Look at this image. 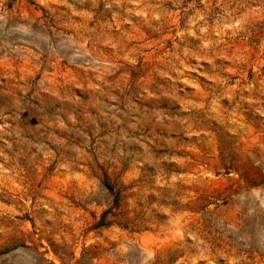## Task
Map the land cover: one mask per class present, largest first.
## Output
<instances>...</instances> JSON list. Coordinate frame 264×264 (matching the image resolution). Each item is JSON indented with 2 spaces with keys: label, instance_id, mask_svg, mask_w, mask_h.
I'll use <instances>...</instances> for the list:
<instances>
[{
  "label": "rangeland",
  "instance_id": "rangeland-1",
  "mask_svg": "<svg viewBox=\"0 0 264 264\" xmlns=\"http://www.w3.org/2000/svg\"><path fill=\"white\" fill-rule=\"evenodd\" d=\"M67 2L71 8L54 3L50 5L54 11L49 12L36 0H0V16L11 18L0 29V39H13L15 34L7 31L9 25L14 19L30 16L33 12L50 28L71 23L72 30L86 31L92 37L95 52L105 68L117 61L130 70L123 91L127 107L113 101L98 115L86 112L83 118L65 119L58 115L51 119L49 116L59 105L48 102L41 105L33 101L36 108L25 106L24 110H19L11 97L5 95L8 89L0 87V127L6 126L0 131V150L4 152L0 155V163H4V157L8 156L5 165L8 167L13 163L14 154L20 153L15 163L24 168L25 174H28L27 160L36 161L38 165L43 163V168L38 166L37 170L41 172V181L47 180L50 184L71 179L91 187L107 181L112 191L106 189L104 195L109 197L113 206V216L116 211H123L124 215L117 222L109 221L111 230L103 245L93 247L90 240H85L83 246L73 249L71 255L77 259L83 257L85 248H88L92 250L90 254L95 264H119L113 252L125 246L127 241H135L140 251L149 257L155 258L158 252H165L172 264H181V258L186 254L194 259V249H188L187 253L182 249H170L172 241L168 236L176 234L172 230L179 229L190 215L197 214L182 202L181 191L190 188L197 170L204 169L211 159L210 153L215 151L216 158H219L218 142L210 141L209 136L217 120L223 127L228 118L209 100V105L216 109L213 115L217 120L202 119V113L188 105L191 93L196 91L191 83L185 84L183 79L175 81V72L170 73L172 81L154 76L152 69L154 66L163 67L162 59H172L173 53L191 50L198 57L199 46L208 41L206 33L200 32L197 25L204 27L207 21L217 43L212 45L206 58L189 61L190 65L198 63L199 67L195 72H188L187 76L201 89H206L213 85L208 76L215 73L225 88L239 93L235 99L238 100L239 95L246 97L242 102V114L246 121H250L248 134L251 135L256 127L252 116L260 118L259 113L254 112L259 106L255 102H264L260 91L264 85V0ZM197 14L204 19L189 25L188 20ZM233 24H236L235 28ZM189 27L196 36L188 35L186 31L183 36L176 35ZM125 54L127 61L120 59ZM212 55H215L214 59ZM133 60L134 64L129 63ZM172 83L178 89L175 98L154 102L149 96L143 103H136V95L142 92L147 95L157 85L168 87ZM120 91L119 88L113 89V96ZM229 102L230 98L225 96L218 103L221 107H228ZM233 134L238 139L245 136L240 128ZM101 141L106 142L105 158L111 161L106 174L98 167L93 173L83 161L79 171L69 167L77 156L83 155L90 160L88 149L100 145ZM100 150H104L103 147ZM218 174L209 172L207 176ZM0 179H3L2 173ZM12 182L9 181L10 186ZM52 195L58 196V193ZM89 215L94 217L96 213L90 212ZM13 216L15 221H26L29 230H34L35 224L26 212L22 213L10 197H0V224L12 225ZM24 243L27 246L30 241ZM40 247L48 264H64L61 254L47 241L41 242ZM195 264L202 262L195 261ZM218 264L228 262L221 259Z\"/></svg>",
  "mask_w": 264,
  "mask_h": 264
},
{
  "label": "clouds",
  "instance_id": "clouds-1",
  "mask_svg": "<svg viewBox=\"0 0 264 264\" xmlns=\"http://www.w3.org/2000/svg\"><path fill=\"white\" fill-rule=\"evenodd\" d=\"M36 3L49 12L54 11L50 7L54 3L72 7L67 0H36ZM10 19L7 15L0 16V21H3L0 29ZM203 19L204 16L197 14L188 20V24H196L197 20ZM232 27L235 28L236 24ZM197 28L206 33L208 41L199 46L200 55L196 57L191 50L173 53L172 59H162L163 67L154 66L152 74L172 81L170 73L175 72V81L183 79L185 84L191 83L196 89L188 99L191 109L202 113L204 120H217V116L213 115L216 109L211 107L215 105L228 118V123L220 127L217 120L209 136L210 141L218 142L219 158H216L215 151L210 153L211 159L204 169L197 170V177L190 182V188L181 191L182 202L197 214L190 215L179 229L172 230L176 234L168 236L172 241L169 247L182 249L185 253L188 249L195 250L194 259L186 254L181 258V264H195V261L218 264L221 259L228 264H264V102H255L259 106L254 112L259 113L260 118L252 116L256 127L249 135L250 121H246L242 114V102L246 97L239 95V99H235L239 93L225 88L224 82L215 73L208 76L213 85L206 89H201L196 81L187 76L188 72H195L199 67L198 63L190 65L189 61L206 58L212 51V45L217 43L207 21L204 27L197 25ZM72 29L71 23L50 28L34 12L30 16L14 19L9 25L8 33L15 35L13 39H0V87L8 89L5 95L11 97L19 110H24L25 106L36 108L33 101L41 105L48 102L60 106L48 115L49 118L59 115L69 119L83 118L86 112L98 115L113 101L127 107L123 91L127 84L125 77L130 70L117 61L105 68L95 52L92 37L86 31ZM185 31L196 36L191 27L178 31L176 35L183 36ZM86 44L88 47H85ZM214 58L215 55H212ZM120 59L127 61V54ZM129 63L134 64L135 61ZM115 88L121 91L114 97ZM177 91L175 83L168 87L161 84L147 95L143 92L136 95L135 101L141 104L150 96L154 102H160L175 98ZM260 91L264 96V85ZM225 96L230 98L229 106L221 107L218 102ZM36 127L39 128L40 123ZM5 128L0 127V131ZM237 128L245 133L241 138L243 143L233 134ZM101 147L104 150H100ZM106 151L107 144L101 141L100 145L88 149L90 160L83 155L77 156L69 167L79 171L83 161L93 173L98 167L106 174L111 164L105 158ZM0 155H4L2 150ZM20 155L14 154L11 158L13 163L8 167L5 166L8 156L4 157V163H0V173L3 174L0 197H10L22 213L28 214L35 228L30 231L26 221H15L14 216L12 225L6 227L0 224V264H48L40 247L43 241L61 254L64 264H95L91 249L85 248L84 256L79 259L71 253L77 246H83L85 240H90L93 247L103 245L111 230L109 221L117 222L124 215L123 211H116L113 216V206L109 197L104 195L109 187L107 181L91 187L71 179L50 184L47 180L41 181V172L37 170L38 166L43 168V163L38 165L36 161L27 160L26 175L24 168L15 163ZM209 172L219 174L208 177ZM9 181H13L11 186ZM53 192L58 196L52 195ZM90 212L96 215L93 217ZM25 241H30V244L25 246ZM113 255L118 258L119 264H172L165 252H158L155 258L149 257L140 251L135 241H127Z\"/></svg>",
  "mask_w": 264,
  "mask_h": 264
},
{
  "label": "trees",
  "instance_id": "trees-1",
  "mask_svg": "<svg viewBox=\"0 0 264 264\" xmlns=\"http://www.w3.org/2000/svg\"><path fill=\"white\" fill-rule=\"evenodd\" d=\"M109 191H112V188L109 186L108 188H107Z\"/></svg>",
  "mask_w": 264,
  "mask_h": 264
}]
</instances>
